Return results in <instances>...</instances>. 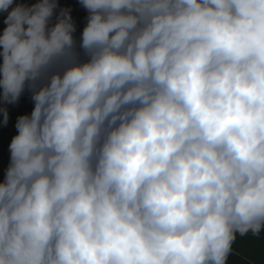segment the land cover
<instances>
[{"label": "clouds", "instance_id": "obj_1", "mask_svg": "<svg viewBox=\"0 0 264 264\" xmlns=\"http://www.w3.org/2000/svg\"><path fill=\"white\" fill-rule=\"evenodd\" d=\"M80 3L77 47L56 0H0V101L34 102L0 264H230L264 234V0Z\"/></svg>", "mask_w": 264, "mask_h": 264}, {"label": "trees", "instance_id": "obj_2", "mask_svg": "<svg viewBox=\"0 0 264 264\" xmlns=\"http://www.w3.org/2000/svg\"><path fill=\"white\" fill-rule=\"evenodd\" d=\"M37 2L38 0L19 1V3H27L29 6ZM60 8L70 9V14L76 27L73 35L77 40L78 47L83 28L87 23L88 12L80 3V0H71L70 6L62 5L55 10V13H58ZM8 11H11V9L9 8ZM6 16L7 12L0 11V35L3 34V30L7 26L4 23ZM53 18H55V14ZM54 20L56 21V19ZM50 24L54 23L50 22ZM0 51H2V46H0ZM0 64H2V56H0ZM0 93H2V88H0ZM3 107H7L9 119L5 125L3 123V112L0 111V182L4 179V174L9 163V144L12 137L17 134L15 127L17 117L23 114H30L34 107V102L31 99V91L26 88L15 104L5 105L0 101V108ZM234 250V255L230 257V264H264V234L261 237H253L251 234L245 237L238 236Z\"/></svg>", "mask_w": 264, "mask_h": 264}, {"label": "rangeland", "instance_id": "obj_3", "mask_svg": "<svg viewBox=\"0 0 264 264\" xmlns=\"http://www.w3.org/2000/svg\"><path fill=\"white\" fill-rule=\"evenodd\" d=\"M19 1H20V0H13V4H12L9 8L12 9V8L15 7L17 4H23V5H27V6H29V4H27V3H19ZM70 1H71V0H58V1H57V4H58L57 9H58L59 7H61L62 5L70 6ZM57 11H58V10H57ZM58 12H59V11H58ZM56 14H58V13H56ZM54 19H55V18H52L51 23H55V22H56ZM53 21H54V22H53Z\"/></svg>", "mask_w": 264, "mask_h": 264}]
</instances>
